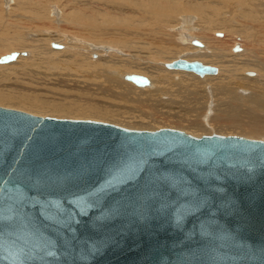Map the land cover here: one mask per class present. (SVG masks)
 Here are the masks:
<instances>
[{
  "label": "water",
  "instance_id": "water-1",
  "mask_svg": "<svg viewBox=\"0 0 264 264\" xmlns=\"http://www.w3.org/2000/svg\"><path fill=\"white\" fill-rule=\"evenodd\" d=\"M166 68L219 71L185 59ZM0 264H264V139L0 107Z\"/></svg>",
  "mask_w": 264,
  "mask_h": 264
},
{
  "label": "rangeland",
  "instance_id": "rangeland-1",
  "mask_svg": "<svg viewBox=\"0 0 264 264\" xmlns=\"http://www.w3.org/2000/svg\"><path fill=\"white\" fill-rule=\"evenodd\" d=\"M9 1L10 2L7 5V4H4L5 2L3 0H0V3H1L0 6H3L2 4H4V6L6 5L8 6V7L6 6L8 10L10 8L14 10V13L11 15L13 19L9 20L12 22V27L8 23L9 21H7L5 24L6 35L8 39L18 40V36H10L9 34L13 30H20V26L23 24V18L26 17L25 10L33 7L34 5L29 2H21L23 0H9ZM37 1L42 2L41 9L44 13H49L50 10H52L51 7L55 6L58 12V14L56 15H59L58 17H61L62 15L61 20L64 21V24H62V27L61 25L59 27L58 25L54 26L53 23L51 22L52 20V17H51V19L49 18L50 20L46 19L43 21V24L47 25L45 27L42 25L39 28L32 29L28 26H24L26 27L25 28V30H27L26 32H28L29 34H32V33L34 34V31H36V34L34 36L35 40H40L39 42H35L36 55L35 53H33L34 55L32 54V60H30L31 59L30 58L29 59L30 62L28 61L29 62L28 64L25 59L24 61H22L23 63L21 62L17 66L15 65L14 67H11L12 69H7L4 71L0 70V94L2 93L4 95L11 97L13 101L17 104H20L21 101L24 100L31 105H34V106L39 105V108L42 107L47 111H57V109L59 108V109H65V110L68 109V110H71L77 113H81V109L82 111H86L89 108L90 110H93V112L96 110L97 111L96 113L100 114L101 116L103 115L102 117H108L109 120H112V122H102L101 121V123L115 125V126L125 128V129L134 130L135 128V130H139V128H141L139 131H155L159 129H176V130L184 131L195 137H200V136H205V135L210 136L213 134H217L221 136H237V137L246 138L244 131L240 129V127H243L242 125L243 123L245 124L248 122L245 107L242 108L241 111H239L241 113L238 112L237 115L234 116V121L236 120L235 122H236L237 127L235 126V122H230L228 118H226V122L220 125L217 123V120L214 117L216 113H214L213 111L215 110L216 112V109H215V105H213L212 103L216 101L218 98L224 100L225 97L222 98V96L228 92V89H229L228 87H226L227 89L226 91H225V88L223 89L222 91L223 93L221 92V90L220 91L215 90L214 94L213 93L209 94V92H207V87H211L210 82L205 83V81L202 80V78L196 75L197 76L196 78L203 82V84L202 85L200 84L199 86V82L196 80V78L192 79V77L191 78L188 76L182 77L183 75L181 74L171 73L172 82H175V83L173 84L171 82H166L168 83L167 84L168 86L166 85V83L164 84L162 83L160 84V87H159L161 90H163V93L165 95L163 93H160L161 91L157 93L154 90L156 88L154 86L155 84H153L152 79L157 84H158L159 76H164L168 78V80H170L169 79L170 77L167 74L170 75L169 71H176V70H168L165 68L167 70L166 71L167 74H165L159 71L152 70L151 68H148L149 70L140 69V68H145L144 66L146 67L151 66L152 64L151 62H148L150 64L146 63V61H149V59L146 60V58L141 57V56H145V57L149 56L148 54L149 51L142 50V44L145 48L150 49L149 45L145 43H149L150 39H152L151 37L159 35L160 33L163 32L164 28L168 26V24L166 23H163V24L158 23V21L149 14L148 16L146 15V17H145V14L140 16V14H143L142 6L144 7L146 4H148L147 0H37ZM178 1L182 4L184 0H178ZM186 1H189V0H186ZM259 1H264V0H250L249 5L244 6L239 9L240 0H195V2H197L198 4L204 7V12L209 14V16L212 17V19L214 20L223 19V18L236 19L237 23H234V26L236 24V27L234 28L235 30L236 28L238 30H241L244 28V26L248 24L249 25L253 24L252 27H254L256 23H258V25L261 24L262 26H264V21L261 20L262 15H257L251 10L252 6H255L257 2ZM136 2H138L139 4ZM135 4H137L138 6H136ZM82 5L94 6V10L98 8L101 9L98 13V15L100 16H98L94 21L80 22L78 20H75V22H71L70 16H68L69 13H71L72 10L81 7ZM84 8L88 10L87 7L84 6ZM248 9L251 10V12L250 13L247 12V15H246V13L243 10L248 11ZM88 11H87L88 12L87 14L91 15V10L89 9ZM1 14H6V13L5 12L3 13V10L0 8V15ZM52 15L56 16L53 11H52ZM149 17H152V18H149ZM146 18L150 26L148 25L147 21L145 23ZM133 19L135 22L132 21ZM139 20H144V22L143 21L139 22ZM198 20L199 18L195 16V21L197 25L199 24L201 25V23ZM127 23L129 24L128 27L130 31H132V27L134 25L133 27L134 30L132 32L134 31L141 32V30L145 32V33L142 32L145 38L143 40L140 39V43L138 41V44H135V47L133 50L134 52H132L133 54H130L127 52L125 54L124 52L125 54L124 56L123 52L119 53V51L116 48L110 45H106V47H104L102 56L104 57L106 56V51H108L109 53L113 51L118 56L121 54L120 57L122 58L123 61L132 62V68L130 67L131 63L123 62L122 63L123 68H131L130 72L132 73H138L146 77L148 76V78L152 82L153 89L151 88L147 89V87L138 88L136 85L134 86L133 83L126 81L125 77H123V75H125L126 73L118 76L120 77L119 78L120 80H116V82H114V85H113V82H111L112 83V86H111V83L104 80L103 78L101 77L95 78L94 76H92V71L90 69L82 68V67L77 68L76 66H74V63L72 62L73 61L72 55L75 54L74 50L75 52H78L80 54L81 52H85L86 49H87L86 51L87 54H89V51L92 52L93 49H94L93 53L96 52V49L92 47V45H90L91 43L87 40L86 35L95 36L98 39L104 38L107 40L116 41L118 38H120L123 35L122 30H123L124 25L127 26ZM145 25L147 26L145 27ZM148 26L149 28H147ZM144 28L148 30L150 33L147 32ZM150 28L152 29L150 30ZM255 28H256V25H255ZM138 29L140 30L138 31ZM67 34H70L72 38L77 37L78 39L77 40L75 39L74 41H71V39L70 40L67 39L68 40L67 41L64 37H62V35H67ZM212 34L214 35V37ZM212 34H211L212 38L219 39L220 37L219 40L222 39V40H226L225 42L228 41L226 45L227 44L229 45L231 39H234V34H230L224 30L217 31V33L215 34L214 32H212ZM238 34L239 33H237V36L241 35V34L239 35ZM77 35L82 36V38L84 39L79 38ZM49 36H53V37L56 36L57 38L59 37L58 40L60 41V43H56V44L60 45L62 47V50L66 46L68 47V45L72 46V47H69V50L73 48V51L71 50L72 54L69 53L68 51H65L63 54L61 53V55L59 53L58 55L52 57V59H56L59 62L63 61L61 62L62 64L68 63L66 67L64 68L62 67L59 69L55 68L52 70L48 67L49 64L47 62V58L49 57V55H47V51L54 49L50 46L51 44L48 43L47 41L48 38H50ZM130 38L133 42H135L134 38L133 39L132 37ZM240 38H243V36L241 35ZM0 39H5L1 29H0ZM94 41H97V39H95ZM143 41L144 42L147 41V42L144 43ZM70 42H73V44H76V45L73 46V44L72 45L69 44ZM179 42L182 44H185L183 43V41H179ZM200 42L203 44L202 41ZM246 42L248 43L247 40ZM65 43H66V46H65ZM238 45L240 46L241 51H243V49L245 48V45L242 43ZM234 47L231 48L232 53H234L233 52ZM65 49H68V48H65ZM203 49H205V46ZM56 50H61V49H56ZM15 51L16 52L18 51L17 53L21 51L29 52V50H15ZM150 52L152 53L153 49H151ZM188 54H191V53H186V54L179 53V54H176V56L178 55L176 58L185 57V56H188ZM132 55L133 57H131ZM134 55H135L136 61L134 60ZM37 56H39V58ZM99 56H100L99 53L96 55L93 54L92 59L96 60L97 58H99ZM41 57L43 59L46 57L45 62L47 64L43 62L44 60H41L42 59ZM253 57L254 58H251V60H254L256 63H259L257 61H259L260 59H261L260 62L264 61L263 54L258 55L257 58H255L254 55ZM84 58H85L84 56H81L80 58L81 60H78V61L80 62L83 61L85 63L87 62L86 64H88V61L83 60ZM39 59H40L41 64L39 62ZM139 59L146 60V61L145 63H143ZM255 59H258V60H255ZM104 60L105 59L101 60L100 64H103V63L105 64L106 62H104ZM194 61H199V60H194ZM54 62L58 63L55 60ZM83 62H81L82 65L86 66L85 63L83 64ZM133 62L135 64H133ZM165 63H170V61H165ZM109 64H111V62ZM143 64H146V65H143ZM156 65L161 66V63L160 64L158 63ZM213 67L218 68V70L220 69L217 66H213ZM63 69H65V71ZM57 70H59L60 72ZM80 71L82 74L80 73ZM248 72L254 73V76L256 77L257 75H259L258 70L253 69V70H249ZM260 72L261 74L264 75V71H260ZM223 77L224 76H222V78ZM181 79L184 81L175 86V84L177 82H180ZM208 80H210V78ZM213 82L215 84L217 80L212 81V83ZM131 84L133 86H130ZM157 86H159V84ZM194 86H196L197 88ZM252 86L254 85L252 84ZM204 90H205V93H204ZM217 93L218 95L219 94L220 95L218 96ZM214 96H217V99ZM227 100L228 99H225L224 101H227ZM206 106L211 107L212 111H208V107ZM0 107H4L8 109H16L19 111H23V112L35 115V116L47 117V116L36 115L34 113L28 112L27 110L17 108L18 106L0 105ZM92 108H94L95 110ZM221 108L224 109L225 106L224 107L222 106ZM48 118H51V117H48ZM69 120H72V119H69ZM73 120H76V119H73ZM78 120L97 122L95 120H87V119H78ZM180 122L182 123V125ZM199 122L203 124V127L205 126L204 127L205 130L204 128L199 127V125H197ZM131 126H133L134 128ZM219 126L221 129L219 128ZM231 128L235 130L233 131V129L231 130ZM223 129L225 132L223 131ZM249 138L250 137H247V139ZM263 139H264V135L260 139H252V140H263Z\"/></svg>",
  "mask_w": 264,
  "mask_h": 264
},
{
  "label": "bare ground",
  "instance_id": "bare-ground-1",
  "mask_svg": "<svg viewBox=\"0 0 264 264\" xmlns=\"http://www.w3.org/2000/svg\"><path fill=\"white\" fill-rule=\"evenodd\" d=\"M3 1L5 2L4 4H7V5L10 2L9 0H3ZM21 2H29V3L33 4L34 6L25 10V16L26 17L23 18V24L20 26V30H13L9 34L10 36H18V40L8 39L7 35H6V30H5L6 22L13 19V17L11 15L14 13V10H12L11 8L8 10L7 9L8 6L6 5L7 6L6 7V6H4V4H2L3 6H0V8L3 10V13L4 12L6 13V14L0 15V22H1L0 23V29L2 30L3 35L5 37V39H0V57H1V55L4 56L3 54L6 55L8 53L16 52L15 50H29V52L21 51L18 53L19 56L17 57V59L14 62L7 63V64H0V70H3V71L7 70V69H12L11 67H14L15 65L17 66L18 64H20L25 59L27 61V64L30 62L29 61L30 58H31L30 60H32V54L35 53V50H36L35 42H39L40 40H35L34 36L36 34V31H34V34L33 33L29 34L28 32H26L27 30H25L26 27H24V26H28L32 29L39 28L42 25L45 27L47 25L43 24V21L46 19L50 20L51 17H52L51 22L53 23L54 26L58 25V27H59L61 25V27H62V24H64V21L61 20L62 15H61V17H58L59 15H56V14H58V12H57V9L55 6L51 7L52 10H50L49 13H44L41 9L42 2H38L37 0H23ZM136 3H138V2H136ZM147 3L148 4H146L144 7L142 6L143 10L142 9L141 10H142L143 14H140V16L145 14V17H146V15L148 16V14H149L154 19H156L158 21V23H160V24L166 23V24H168V26L164 28L162 33H160V31H159V33H160L159 35L151 37L152 39H150L149 43H145L147 41H145V42L143 41L145 44L149 45L150 49L145 48L143 46V44L141 43L142 44V50L149 51V53H148L149 56H147V57L141 56V57L146 58V60L149 59V61L142 60V59H139V60H141L143 63H145V61H146V63L151 62L153 64V65L151 64V66H148V67L144 66L145 68H140L141 70H143V69L147 70L148 68H151L152 70L167 74L166 73V71H167L166 70L167 69L166 64L167 63H165V61H170V63H171L172 61L177 60V59H185L189 62H193L194 60H199V62L203 63L204 65L217 66L220 68L218 71V74L216 76L215 75H206L204 77H200L199 75H197L195 73L186 72V71H184V72L179 71V70L169 71L170 75L169 74H167V75L170 77L169 78L170 80H168V78H166L164 76H159L158 77L159 86H157L158 84L152 79L153 84H155L154 86L156 88L154 90L157 93H159V91H161L160 93H163V90H161L159 88L160 84H162V83L164 84L166 82H171L174 84L175 82H172V79H171V73H178V74L183 75L182 77L188 76L190 78L192 77V79L193 78L195 79L197 76H199L200 78H202V80L205 81V83L210 82L211 87H207V92H209V94H212V93L214 94L215 90H218V91L221 90V92H222L224 88L226 91L227 90L226 87H228L229 88L228 92L225 93V95H223V96L221 95L222 98L225 97V99H228L227 100L228 102L224 101L225 99L224 100L219 99V98L217 99V96H214L217 99L216 101H214L215 99L213 98L214 99L213 101L216 103H214L212 101L213 102L212 104L215 105V109H216V112H215V110L213 112L216 113L214 117L217 120V123L222 125L224 122H226V118H228L230 122H235L236 120L234 121V116L237 115V113L239 111H241L242 108L245 107L248 122L245 124L243 123L242 124L243 127H240V129L242 131H244V133L246 135L245 136L246 139H247V137H250L252 139H260L264 135V78H263L264 75L261 74V72H260V71H264V61L260 62V60H261L260 59L259 61H257L259 63H256L254 60H251V58H254L253 55L255 56V58H257V56L260 54L264 55V26H262L261 24L258 25V23H256L255 24L256 28H255V25H254V27H252L253 24L252 25L248 24V25L244 26V28L241 30H238L237 28L235 30L234 28L236 27V24L234 26V23H237L236 19H225V18H223V19H215L214 20V19H212V17L209 16V14L204 12V7L201 6L200 4H198L197 2H195V0H189V1L184 0L182 4L178 0H147ZM18 4H20V3H18ZM249 4H250V0H240L239 9L244 7V6H247ZM88 5H82L81 7L72 10V12L69 13V15H68V16H70V21L71 22H75V20H78L80 22L94 21L98 16H100V15H98V13L101 9L98 8V9L94 10V6H88ZM135 5L138 6L137 4H135ZM84 6L87 7L88 10L89 9L91 10V15L87 14L89 11L86 8H84ZM16 8H17V6H16ZM251 10L254 13H256L257 15H262L261 20L264 21V1L257 2V4L255 6H252ZM251 10L248 9V11H245V10H243V11L247 15V12L250 13ZM52 11L55 13L56 16H53L54 14L52 15ZM195 16H197V18H199L198 21L201 23V25L200 24L197 25V23L195 21ZM152 17H149V18H152ZM147 18L145 20V23L147 21ZM137 20H138V18H137ZM132 21H134V19ZM140 21L144 22V20H139V22ZM8 23L12 27V22L9 21ZM128 23H127V26L124 25V27H123V30H122V34H123L122 36L123 37L121 36L116 41L107 40L104 38L98 39L95 36L86 35L87 40L91 43L90 45H92V47H94L96 49V52L93 53L94 49L92 50V52L88 50L89 54H87V52H86L87 49H86L85 52H81V54H80L78 52H75V50H74L75 54L72 55V57H73L72 62L74 63V66H76L77 68H79V67L88 68L92 71V76H94L95 78L101 77L104 80L108 81L109 83L113 82V85H114V82H116V80H120L119 79L120 77H118V76L123 75L125 73L126 74L123 75V77H125L126 75H132V74L141 75L138 73L130 72V69L132 68V62L123 61L122 58L120 57L121 54L118 56L113 51L110 53L108 51H106V56L105 57L102 56L104 47H106V45H110V46L116 48L119 51V53L123 52V54H124V52H125V54H126V52H127L130 54H133L132 52H134L133 50H134L135 44H138V41L140 43V39L143 40L145 38L144 35L142 34V32L143 33H145V32L143 30H141V32H136V31L132 32L134 30V28H133L134 25L132 27V31H130V29L128 27V25H129ZM147 23H148V21H147ZM148 25H149V23H148ZM146 26L147 25H145V27ZM149 26L147 28H149ZM151 29L152 28H150V30ZM139 30L140 29H138V31ZM220 30H224L230 34H234V39H231L229 45L228 44L226 45V43L228 41L225 42L226 40H222V39L219 40L220 37H219V39L218 38H212V35H213L212 32H214V34H215V33H217V31H220ZM146 31L149 32L148 30H146ZM147 32H146V34H147ZM237 33L241 34L243 36V38H240L241 35H239V34H238L239 36H237ZM55 35H57V34H55ZM230 36H232V35H230ZM49 37L50 38H48V40H47L48 43H50V44L54 43V42L60 43V41L58 40L59 37L58 38L56 36H54V37L49 36ZM62 37H64L66 40L71 39V41L78 39L77 37L72 38V36L70 34L62 35ZM62 37H60V38H62ZM78 37L81 39H84V38H82V36H78ZM130 37H132V39L134 38L135 42H133ZM213 37H214V35H213ZM95 39H97V41H94ZM195 40H197L199 42L202 41L203 47L197 48L196 45H193V41H195ZM246 40L248 41V43L246 42ZM62 41H64V40H62ZM92 41H94V42H92ZM179 41H183V43H185V44H182ZM75 43H77V42H75ZM240 43L245 45V48L243 49V51H239V52L233 51L234 53H232L231 48H233L235 45H238ZM69 44L72 45L73 42H70ZM74 45H76V44H73V46ZM65 46H66V43H65ZM96 46H98V47H96ZM204 46H205V49H203ZM69 47H72V46L68 45V47L67 46L65 47L68 49L64 48L63 50L62 49L56 50L54 48V49L47 51V55H49V57L47 58V62L49 64L48 67L51 70L55 69V68L59 69L62 67L63 68L66 67V65L68 63L62 64L61 62H63V61L59 62L56 59H52V57L58 55L59 53L61 55V53L63 54L65 51H68L69 53L72 54L73 48H71L69 50ZM151 49H153L152 53L150 52ZM23 52L26 53L27 56L20 55ZM40 52H42V51H40ZM69 53H68V55H69ZM98 53L100 54L99 58H97L96 60L92 59V55L93 54L96 55ZM179 53H185V54L191 53V54H188V56H185V57L176 58L178 56V55L176 56V54H179ZM125 54H124V56H125ZM35 55H36V53H35ZM40 55H41V53H40ZM81 56H84L86 58V59L85 58L83 59L84 61H88V64H86L87 62L85 63V62L81 61V62H83V64L85 63L86 66H83L82 63L80 61H78V60H81L80 59ZM37 57L39 58V56H37ZM131 57H133V55ZM45 58L44 59L42 58L41 60H44L43 62H45ZM103 59H105L104 62H106V63L104 64L102 62L103 64H100L101 60H103ZM54 60L58 63H55ZM134 60H135V55H134ZM255 60H258V59H255ZM39 62H40V59H39ZM110 62H111V64H109ZM123 62L131 63V66H130L131 68H123V65H122ZM158 63L159 64L161 63V66L156 65ZM8 64H10V65H8ZM40 64H41V62H40ZM133 64H135V63L133 62ZM148 64H150V63H148ZM143 65H146V64H143ZM125 66H126V64H125ZM127 67H128V65H127ZM253 69L258 70L259 75H257V77L254 75L253 76L249 75V73H251V72H248V71L253 70ZM63 70L65 71V69H63ZM168 70H171V69H168ZM57 71H59V70H57ZM80 73H81V71H80ZM53 75H54V73H53ZM141 76H144V75H141ZM222 76H224V77L222 78ZM144 77H146V76H144ZM208 77L210 78V80H208L209 79ZM249 77H251V78H249ZM147 78H148V76H147ZM196 80L199 82V86H200V84L201 85L203 84V82L198 80L197 78H196ZM214 80H217V82L215 84H214V82L212 83V81H214ZM183 81L184 80L181 79V81L177 82L175 84V86L177 84L183 82ZM104 84H103V86H104ZM167 84L168 83H166V85ZM252 84L254 86H252ZM111 86H112V83H111ZM130 86H133V85L131 84ZM134 86H135V84H134ZM196 86H194V87H196ZM137 87L138 88H144V87H139V86H137ZM146 87H147V89L148 88L153 89L152 88L153 87L152 82L150 81V85L146 86ZM169 87H170V85H169ZM172 87H174V86H172ZM247 89H249L250 91ZM204 93H205V90H204ZM215 95H216V93H215ZM217 95H218V93H217ZM197 96H198V94H197ZM24 102H26V101L23 100V101H21V103L19 102L20 104H17L13 101V99L11 97L4 95L2 93L0 94V105L18 106L17 108L27 110L28 112L34 113L36 115L47 116V117L57 118V119H72V120L73 119H76V120L87 119V120H95L97 122H101V121L102 122H112V120H109L108 117H102L103 115L101 116L100 114L96 113L97 111L94 108H92L95 110L94 112H93V110H90L88 108L86 111H82V109H81V113H77V112H74V111H71L68 109H66L67 110L66 111L65 109H59V108L57 109V111H47L44 108H42L41 106L40 107L42 109L39 108V105L34 106V105L29 104L28 102H26V103H24ZM225 102H227V103H225ZM222 106L223 107L225 106V108L224 109L221 108ZM206 107H208V106H206ZM2 108H4V107H2ZM5 109H8V108H5ZM10 110H16V109H10ZM17 111H19V110H17ZM208 111H212V108L208 107ZM21 112H23V111H21ZM24 113H26V112H24ZM239 113H241V112H239ZM242 113H243V111H242ZM27 114H29V113H27ZM33 116H35V115H33ZM107 116H108V114H107ZM239 116H238V118H239ZM37 117H40V116H37ZM43 118H46V117H43ZM79 121H83V120H79ZM136 125H138V124H136ZM181 125H182V123H181ZM197 125H199V127H202V128L205 127V126L203 127V124L201 122H199ZM178 126H180V125H178ZM235 126H236V122H235ZM131 127H133V126H131ZM219 128H220V126H219ZM140 129L141 128H139V130ZM232 129L233 128H231V130ZM134 130H135V128H134ZM196 130H198V129H196ZM199 130H201V129H199ZM204 130H205V128H204ZM234 130L235 129H233V131ZM236 130H237V128H236ZM223 131H224V129H223ZM220 133H222V132H220ZM243 136H244V134H243Z\"/></svg>",
  "mask_w": 264,
  "mask_h": 264
}]
</instances>
